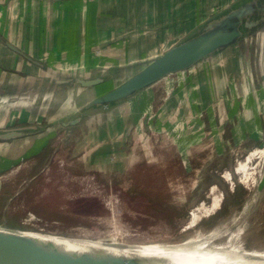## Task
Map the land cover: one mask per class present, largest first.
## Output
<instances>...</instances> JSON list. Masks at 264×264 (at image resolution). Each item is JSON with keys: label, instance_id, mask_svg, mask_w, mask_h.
Wrapping results in <instances>:
<instances>
[{"label": "crops", "instance_id": "0c3cea01", "mask_svg": "<svg viewBox=\"0 0 264 264\" xmlns=\"http://www.w3.org/2000/svg\"><path fill=\"white\" fill-rule=\"evenodd\" d=\"M240 1L0 0V135L33 131L0 138V170L36 153L56 133L74 144L73 154L83 156L84 164L196 169L188 192L180 188L181 170L169 166L167 176L175 201H198L202 188L219 184L208 179L212 172L233 165L232 148L264 139V26L128 99L77 110L68 119H82L71 126L64 125V111L90 87L60 82L127 74ZM94 97H85L84 104ZM51 107L59 111L63 137L57 126L50 133L47 122L33 126V118Z\"/></svg>", "mask_w": 264, "mask_h": 264}, {"label": "rangeland", "instance_id": "374dc122", "mask_svg": "<svg viewBox=\"0 0 264 264\" xmlns=\"http://www.w3.org/2000/svg\"><path fill=\"white\" fill-rule=\"evenodd\" d=\"M203 25H200L191 35L220 31L225 27L221 20L209 27ZM240 30L247 32L251 29L242 24ZM82 47L84 49L86 44L83 43ZM223 50L225 49L221 51ZM142 66L146 65H141L134 70L130 69L127 74L121 73L122 70L119 71L120 73L115 71L116 74L109 73L106 79L110 78V82L104 78L88 91L82 89L80 93L82 100L76 104H69L70 106L64 111L67 122L71 120L68 118L77 113V110L80 113L86 109L85 97L106 93L113 85L117 86L136 71L141 70ZM183 72L185 73V70L180 73ZM94 74L89 73V75ZM174 75L176 73L172 74ZM169 81H174V78ZM45 107L44 105L42 108L45 109ZM51 108L44 110L37 119L33 118L35 121L33 126L39 127L46 125L47 122L50 133L52 128L57 126L56 128L60 129V137H63L64 128L62 129L56 122L59 111ZM48 113L50 117H47ZM58 117L61 121V115ZM55 135L36 153L23 157L12 165H5L0 170V229L11 232H31L46 237H69L72 240L102 245L104 248L119 252H140L142 247H147L149 244L180 245L184 243L186 236L204 228L208 232L218 233L215 238L216 243L235 242V239H230L229 234L226 233L240 231L236 242L243 244L245 250L264 251V179L260 178L264 176V161L258 181L260 185L262 183V188L256 185L253 189H248L237 181L232 191L221 175L224 170L230 169L233 171L234 178L238 180L234 172L237 159L243 158L253 148L264 147V139L256 143L251 142L246 147L232 148L233 165H221L220 170L212 172L216 175L215 180H219L220 186L225 191L224 207L215 217L203 222L197 228L182 231L189 209L201 198L198 201L180 202L168 199L166 192H169V188L171 191L174 186L168 180V176L163 179V170L169 166L170 169L181 170L180 188L188 192L191 184L188 185V181H196L198 178L196 169L186 170L185 165H183L184 169L181 165H161L160 167L155 165L158 168L154 180L158 182V186H147L146 182L150 179L139 175L144 173L152 175L148 170L143 168L139 171L133 170L137 165L124 169L123 166L120 168L113 166V168L107 165H89L88 161L84 164L83 156L81 159H77L78 154L74 156V144L68 142L65 144L58 140L56 133ZM168 152L170 151L165 150L164 156H169ZM144 166L146 165H141V167ZM212 180L214 179L211 178ZM133 185L138 190L135 191V188H132ZM156 189L160 193H157ZM202 190L204 189L199 191V196ZM161 194L162 200L159 201L157 198Z\"/></svg>", "mask_w": 264, "mask_h": 264}, {"label": "bare ground", "instance_id": "6f19581e", "mask_svg": "<svg viewBox=\"0 0 264 264\" xmlns=\"http://www.w3.org/2000/svg\"><path fill=\"white\" fill-rule=\"evenodd\" d=\"M263 161L264 147L253 148L243 158H238L234 165L238 180L230 169L224 170L221 175L232 191L237 181L248 189H253L260 185L258 181ZM260 178L262 180L264 176ZM225 202L223 188L218 183L210 185L204 190L201 199L189 209L182 231L197 228L215 217ZM226 234H229L230 239H235V242L216 243L218 233L200 228L186 236L184 243L180 245L149 244L142 247L140 252H119L69 237H46L31 232L13 233L4 229H0V243L4 244L5 240L12 242L32 264H264V251L245 250L243 244L236 242L240 231H229ZM6 246L8 249L0 246V264H18L11 257L13 253L9 252L10 245Z\"/></svg>", "mask_w": 264, "mask_h": 264}, {"label": "water", "instance_id": "95a60500", "mask_svg": "<svg viewBox=\"0 0 264 264\" xmlns=\"http://www.w3.org/2000/svg\"><path fill=\"white\" fill-rule=\"evenodd\" d=\"M263 1L242 0L236 5L214 16L203 26L209 27L211 24L221 20L222 25L225 27L221 28L220 31L200 32L194 36L191 35V37L167 49L163 54L151 60L141 70L128 77L122 83L94 98L86 108L106 107L121 102L157 83L168 75L184 71L216 52L240 42L253 28L260 27L264 24ZM242 24H245V26L251 30L247 32L241 31L240 25ZM103 79L102 77L83 78L81 76H76L74 78L62 80L60 83L69 84L70 82H76L82 87L89 88L98 84ZM81 119L82 117L78 116L69 122H65L64 125L71 126L77 124ZM32 132L31 130L8 131L1 134L0 138L8 140L10 138L25 136ZM262 186L261 183L260 188H262ZM6 245H10L9 252L13 253L11 257H13L18 264H32L29 260L24 258L23 252L13 246L12 242L5 240L4 244L0 243L1 247L8 249Z\"/></svg>", "mask_w": 264, "mask_h": 264}, {"label": "trees", "instance_id": "16d2710c", "mask_svg": "<svg viewBox=\"0 0 264 264\" xmlns=\"http://www.w3.org/2000/svg\"><path fill=\"white\" fill-rule=\"evenodd\" d=\"M262 26H264V24H262L260 27H262ZM260 27H258V28H253L252 30H251V32L250 33H252V32H254V31H256L257 29H259ZM140 168H143V170H148L149 171V173H152V175L150 174V175H147V173H144L143 175H139V176H141V177H145L146 179H150L149 181H147L146 183H147V186L149 185V186H158V182H156L155 180H154V175H156V170H157V168L158 167H156V166H153V165H146V166H144V167H141V165H137L136 167H134L133 168V170H141ZM159 169H161V168H159ZM158 171H160V170H158ZM164 172H165V174H164ZM170 170H169V168H166L165 170H163V179H164V177H166L167 175H169L170 174ZM215 177H216V175H211V176H209L208 177V179L210 178V180H211V178H213L214 180H215ZM166 179V178H165ZM151 181V182H150ZM164 182V181H163ZM167 182V181H166ZM218 182H219V180H218ZM145 183V184H146ZM136 186H138V184L136 183ZM133 189L135 188L134 187V185H133V187H132ZM136 190H138L137 188H135V191ZM132 191V190H131ZM156 191H157V193L159 192L157 189H156ZM160 193V192H159ZM167 193V197H168V199H170V200H173V198H172V193L170 192V190H169V192H166ZM203 194V193H202ZM202 194L200 195V196H202ZM159 201H161L162 200V194L161 195H159V197L157 198ZM166 198H164V200H165ZM163 200V201H164ZM175 201V200H174Z\"/></svg>", "mask_w": 264, "mask_h": 264}]
</instances>
